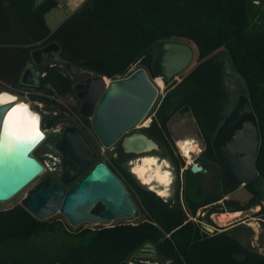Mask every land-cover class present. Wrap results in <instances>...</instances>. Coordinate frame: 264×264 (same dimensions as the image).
I'll return each instance as SVG.
<instances>
[{
  "label": "trees",
  "instance_id": "trees-1",
  "mask_svg": "<svg viewBox=\"0 0 264 264\" xmlns=\"http://www.w3.org/2000/svg\"><path fill=\"white\" fill-rule=\"evenodd\" d=\"M55 6L56 0H0V87L24 89L19 78L30 63L29 51L48 42L56 43L61 60L109 80L125 77L136 68H142L150 80L154 77L151 62L157 42L192 44L195 63L178 81L169 83L176 88L174 106L169 107L167 96L152 104L150 124L141 132L160 146L159 154L168 160L180 187L178 170L183 163L171 148L167 122L182 106L189 108L202 142L196 163L201 170L191 172L189 165L182 169L180 197L194 214L238 187L237 182L225 181L222 175L217 194L206 193L203 187L204 173L210 165L218 164L211 144L212 132L226 105L221 65L226 56L241 81L257 124L259 144L253 161L254 178L264 183V0H83L50 30L44 14ZM36 73L37 81L28 88L29 96L48 112L58 111L57 116H43V127L50 128L63 113L59 104L46 95L71 94V81L63 67L48 60L38 65ZM118 153L123 156L119 149ZM112 161L113 173L125 191L132 193L130 199L143 213L140 222L81 229L71 244L43 259L2 257L0 264H126L146 243L154 251L149 261L157 264H264V255L243 245L227 230L210 233L198 222L187 220L177 187L171 199L162 201ZM254 178L243 185L250 194L244 203L222 199L226 212H242L259 205L256 214L264 220L262 193L254 186ZM42 181L46 183L47 178ZM99 208L97 205L92 212ZM203 209L205 218L209 213L222 212L218 205ZM42 225L27 212L26 203L0 209V244L26 240Z\"/></svg>",
  "mask_w": 264,
  "mask_h": 264
},
{
  "label": "water",
  "instance_id": "water-1",
  "mask_svg": "<svg viewBox=\"0 0 264 264\" xmlns=\"http://www.w3.org/2000/svg\"><path fill=\"white\" fill-rule=\"evenodd\" d=\"M193 45L182 41H159L154 45L151 71L163 83L174 80L189 65L193 56ZM29 66L25 67L19 83L25 88L35 85L36 69L44 60L63 67L69 77L81 72L69 62L58 57V46L48 42L29 51ZM73 89L75 86H72ZM85 92L76 94L81 100L79 114L89 118L91 129L103 147L114 143L122 133L135 128L146 116L157 90L142 68L134 69L125 77L108 80L92 74L85 83ZM10 103L0 104V202L7 201L32 182L43 170L42 165L30 155L42 140L38 131L33 139L5 136L3 118ZM237 104V103H236ZM190 115L189 108L182 106L174 113L175 118ZM236 121L220 144H215L217 130L212 137V151L220 166L225 181L245 185L256 176L253 161L259 144L257 124L245 95L238 97V105L225 124ZM145 123L143 127H147ZM198 137L199 134H197ZM154 143L142 134H135L122 142L125 153L146 151L147 144ZM43 147L61 162L59 181L68 185L95 158V154L81 132L74 126L65 125L57 139ZM188 166V165H187ZM191 172L200 171L197 164L189 165ZM99 204L102 209L94 213ZM26 210L36 219H42L58 211L70 226L80 223H103L133 217L135 207L126 194L122 183L101 161L94 163L64 193L60 186L49 180L46 187L32 191L26 202ZM239 220V219H238ZM207 232L216 229L201 225ZM144 246L149 247L148 243Z\"/></svg>",
  "mask_w": 264,
  "mask_h": 264
},
{
  "label": "rangeland",
  "instance_id": "rangeland-1",
  "mask_svg": "<svg viewBox=\"0 0 264 264\" xmlns=\"http://www.w3.org/2000/svg\"><path fill=\"white\" fill-rule=\"evenodd\" d=\"M82 2H83V0H80V4ZM254 2L256 3V1H254ZM56 5L57 6L50 9L46 14H44L45 24L50 30L54 29L66 16H68L71 12H73L74 7H75L73 5L70 7L68 6V8H66L65 5L63 4V0L62 1L61 0L56 1ZM221 56L222 55H220V57ZM222 58H223V56H222ZM194 59H195V53L193 51L192 59H191L189 65L186 67V69H189L195 63ZM221 65H222V71H223V76H222L223 88H224V91L226 94V105H225V108H224L223 113H222V114H224L235 103V95L237 94L238 96H242V95H244V93H243L241 81L231 70L226 56H224V58L221 60ZM185 70L183 72H181L174 80L178 81L180 75H182L185 72ZM88 75L91 76L92 74L90 72L85 71L84 73H82L78 76H75V78H73V81L79 80L82 77H85ZM150 81L154 84V86L156 87V90H157V95L154 99L153 104L158 103L160 98H162L163 96H167V98L169 100L168 101L169 107L170 108L173 107L175 104V100H176L175 85L169 84L170 82L165 84L162 81H160L159 78H154V77L152 79H150ZM2 90H6L10 93H16V92L12 91L11 89H9L5 86L0 87V91H2ZM35 106H36L35 109H33V107H31V109H33L34 111H40V114L42 116V118H41L42 121H43V116H45L46 114L52 115V112H48L43 107V105L41 103H39V105H35ZM60 113H62V112H60ZM151 114H152V112L150 109L147 112L144 119L139 124V126H136L135 128L128 130V131L138 130L146 122L150 121ZM65 121H67V119H65V116L63 115L57 121L56 124L60 125L62 123H65ZM53 127H55V126H52L51 128H53ZM167 128L169 130V135H170V140L172 143L171 145H172L173 153L176 156H178L183 163V167L180 168L181 170L180 169L178 170V185H180V187H178L177 183H175L174 171L171 169V165L169 164L168 160L165 157H162V155H159L157 151H155V152L150 151L149 153L145 154V155H153L157 159L165 160V162L169 166L168 171L170 172L171 183L168 186V190L166 192L167 195L165 197H163V199H165L167 201L169 199H171L172 193L174 192V190L177 187V189L179 190V194H178L179 197L178 198H179V202H180V207H181V210L183 211V213L185 214L187 220H191V221L196 222V223L200 222L202 224H205L209 227L216 229V232L221 231V230H227V232L230 235L234 236L243 245H248L250 248L255 250L258 254L264 255V223H263L264 220L261 219L262 218L261 215L256 214L258 212L257 210L259 209L260 206L256 205L258 207L257 210H255L256 206H252L251 208L245 209L242 212L240 211L241 215L239 218H237V212L238 211L226 212L225 211L226 207L222 203L223 198L224 199H233V200L238 201V203H244L248 199L250 194L243 188V186L238 185V187L234 191L223 196L221 199H219V200H217V201H215L209 205H206V206L218 205L219 208H222V212H220V213H216V212L209 213L207 215V218H205V211H204L203 207H206V206H203V207L198 208L194 214H190V212L187 210L186 206L184 205V203L182 202L181 197H180L181 171H182V169L187 167V165L198 163L197 157L202 150L201 138L197 136L198 131H197V129L194 125V122H193L190 115L182 116L180 118H175L174 115H172L171 118L167 122ZM216 128H215V130H216ZM39 130H40V127H39ZM215 130H213L212 133H214ZM44 131H47L49 133L50 130L46 129ZM212 136H213V134H212ZM188 138L189 139L191 138L193 140L188 141L183 145H178L179 142L184 141V140H188ZM152 142L154 143L153 140H152ZM110 147L113 148V150H110V149L107 151L105 150V155L103 157L100 156V158L102 160H105V162H107L110 166H112L113 161L111 162V160L108 156L109 155L111 156L113 151H115V155H116V158H113V159H115L116 162H117V156H119V158H123V156L118 153V140H116L114 143H112ZM185 147L199 148L198 151H195L193 153V155L191 157L192 162L189 164H187V161L184 158V156L182 154H179V152L177 150V149H179V151L181 153L182 149ZM37 155H38V157H41V162L44 166L43 172L40 175H38L27 186H25L20 192L15 194L12 198H10L7 201L0 202V209L8 208L14 204L26 203L28 201L29 196L32 193V191L37 186H40L42 180L45 178L52 177L51 173H50V170L52 169L51 162H49L46 158L43 159V157L41 156L39 151H38ZM181 155L184 159L181 157ZM134 160H136V159H134ZM161 161H159V162H161ZM124 165L125 164L122 163L123 167H124ZM89 167H90V165L86 167V169L83 171V173L86 172L89 169ZM113 168L115 169L114 166H113ZM220 176H221L220 166L218 164L210 165L209 168L207 169V171L204 173L203 187H204V190L206 193H209V194H217L218 193ZM132 177L135 181H137V183L139 185L144 187L146 190L152 192L151 190L148 189V187L142 185L137 179H135V177L133 175H132ZM71 183H69V185L65 186V188L67 189L71 185ZM254 186L257 187V189H259L262 193L261 204L264 207V183L262 182V180L260 178L256 177V178H254ZM152 193L155 196H157L154 192H152ZM126 194L128 195V197L130 195H132L131 192H126ZM131 201L135 207V212H134L133 217L118 218V219L106 221L103 223L84 222V223H80L76 226H70L67 223V221L65 220V218L58 211H55L45 218L38 219L39 221H41L43 223V225H42L41 230L39 232L35 233L33 236L29 237L26 240H22V241L14 240V241H10L7 243L0 244V258L7 257V258H12V259L18 260V259H21L23 257H27L28 258L27 261H31L32 257H34L36 259L37 258L43 259L48 254H52L55 251H59L61 249L60 248L61 246L64 247L68 244H71L73 241L74 234L77 233L81 229L93 230V229H99L101 227L111 226V225L119 224V223L135 224L136 222H140L143 219V213H142L141 209L139 208L138 204L133 200H131ZM235 218H237V219H235ZM225 223H227V224L224 226H220L221 224L223 225ZM139 252L140 251H136V253L132 254V258L134 259V261L135 260L137 261L139 259L143 260L142 258H140L141 256L138 255ZM150 258L151 257L144 256V259L149 260Z\"/></svg>",
  "mask_w": 264,
  "mask_h": 264
},
{
  "label": "flooded vegetation",
  "instance_id": "flooded-vegetation-1",
  "mask_svg": "<svg viewBox=\"0 0 264 264\" xmlns=\"http://www.w3.org/2000/svg\"><path fill=\"white\" fill-rule=\"evenodd\" d=\"M82 73H84V71L81 70V72L78 73L76 76H78V75H80ZM89 77L90 76L88 75V76L82 77L79 80H74V81H73V78H75V76L69 77V79L71 81V89H72V93L71 94H68V95H59V94H56V93L50 94V95L53 96V98H51L50 100H53L54 102L58 103L59 106L61 107L62 110L60 112H62L63 115L65 116V119H67V121H65V123H62L60 125L56 124V125H54L55 127H53V128H51V127L50 128L43 127V121L41 119L42 116L40 114V111H34V110L31 109L32 111L36 112L39 115V121H40L39 126H40V130L42 131L43 138H42V140H40V142L38 143V145H36L35 149L30 153V155L32 157H34L42 165L43 170H44V166H43V164L41 162V157H38V155H37L38 154V151L41 154V156L43 157V159L46 158L52 164V169L50 170V173H51V176L52 177L47 178L46 183L42 181L41 184H40V186H37L36 188L46 187L48 185L49 180H53V181H55L60 186V188L62 189V192L64 193L66 190H68L85 173V172L84 173L82 172L83 174L82 173L79 174L73 180V182L71 183V185L66 189L65 186H67V185H62L60 183V181H59V176H60L61 169H62V165H61L60 160L54 154L50 153L48 150H46L43 147L44 144H49V143L54 142L57 139V137L59 136L62 128L65 125H71V126H74L76 129H78L81 132V134L83 135V137L85 138V140L87 141V143L89 144V146L91 147V149L93 150V152L95 154V158H94V161L90 164V167L94 163H96L98 161H101V162H103L105 164V166L108 168V170H110V172L120 181V179L112 171V169H114V168H112L113 166H110L107 162H105V160H102L100 158V156L103 157L105 155V150L106 151L109 150V149L110 150H113V148L110 147L111 145L108 146V147H103L99 143V141L97 140V138H96L93 130L91 129L90 122H89V118L83 117L82 115L79 114V111H78L79 105L81 103V100L79 99L78 96H76V94L81 95V94H83L86 91L85 90V83H86V80ZM72 86H75L74 89H73ZM4 92H8V91H4V90L0 91V93H4ZM9 94L13 95L10 92H9ZM238 97L239 96L236 94L235 95V103L232 105V107H230L223 114L222 119H221L219 125L217 126V128H218L220 125H223L220 128V130H217L215 144H220L222 142V140L225 138V136L228 134V132L236 124V121H234V122H231L229 125H227L224 128L225 124L228 122V119H230L231 114H233L234 108L238 105ZM18 100L19 101H22L20 99H18ZM22 102L25 103L24 101H22ZM31 107H33V109L36 108V106H31ZM51 112H52V115L51 116H57V114H58L57 111H51ZM147 123L149 125L150 124V121H148ZM141 128H144V127L142 126L138 130H136V131H126V132L122 133V135L117 139L118 140V149L123 154V158H119V156H117V163H118V165L121 168H123L124 170H126L128 173L130 172V168H131L130 165L134 161V159H137L140 156L149 153L150 151H152V152L157 151L158 154L161 152L160 146L154 140H153L154 143H155L154 146L150 147L149 149H146L147 152L146 151H143V152H128V153H125L123 151V149H122V142L125 139H127L128 137H130L132 135H135V134H142V135H144L143 132H141ZM46 129H49L50 130L49 133L47 131H44ZM38 131H39V128H38ZM213 136H214V133H213ZM171 148H172V145H171ZM108 157L110 158L111 162H112V160H115V159H113V158H116L115 151H113L112 152V155L111 156L109 155ZM158 160L161 161L162 159H158ZM122 163L125 164L124 167L122 166ZM112 165H113V162H112ZM43 170H42V172H43ZM159 198L162 199V197H159ZM97 205H99V204H97ZM101 209H102V207L100 206V208L98 209L97 212H99ZM97 212H94V213H97Z\"/></svg>",
  "mask_w": 264,
  "mask_h": 264
},
{
  "label": "bare ground",
  "instance_id": "bare-ground-1",
  "mask_svg": "<svg viewBox=\"0 0 264 264\" xmlns=\"http://www.w3.org/2000/svg\"><path fill=\"white\" fill-rule=\"evenodd\" d=\"M0 97L3 98V102L0 104L10 103L9 104L10 108L6 112L5 116L7 115V113L12 108H20L21 106H24V109H26L27 116L33 118L36 121V124L34 127H32L31 125L28 126V128L26 130L28 134L25 136H22V137H26L27 139H33V137H35L36 133H38V128L40 127L38 124L39 115L36 112L32 111L31 108L26 103L19 101L18 98L16 99L15 95H11V94H9V92L0 93ZM139 124L137 126H139ZM3 130H4L3 133L5 136L12 135L10 132H7V130L4 128V126H3ZM191 140H193V139L188 138V140H184V141L179 142L178 145H183L186 142L191 141ZM152 146H153V144L148 143L147 149H149ZM35 147L32 149V151L35 149ZM198 150H199V148H195V147H185L182 149L181 153H180L179 149H178V152H179V154H182L184 156V158L187 161V164H189L192 162L191 157H192L193 153L195 151H198ZM182 155H181V157H182ZM130 167H131L130 173L142 185L148 187V189L151 190L152 192H154L158 197L163 198L167 195L166 192L168 190V186L171 183V181H170L171 179H170V172L168 171V164L165 162V160H162L161 162H159V160L153 155H143V156H140L139 158H137L136 160H134L131 163ZM257 209H258V207L256 206L255 210H257ZM240 215H241V212L238 211L237 217Z\"/></svg>",
  "mask_w": 264,
  "mask_h": 264
},
{
  "label": "snow or ice",
  "instance_id": "snow-or-ice-1",
  "mask_svg": "<svg viewBox=\"0 0 264 264\" xmlns=\"http://www.w3.org/2000/svg\"><path fill=\"white\" fill-rule=\"evenodd\" d=\"M2 102L3 98L0 97V103ZM35 124L36 121L33 118L27 116L24 106H21L20 108H12L3 118L4 128L7 130V132H10L17 138L27 135L28 133L26 130L28 126L31 125L34 127Z\"/></svg>",
  "mask_w": 264,
  "mask_h": 264
},
{
  "label": "built area",
  "instance_id": "built-area-1",
  "mask_svg": "<svg viewBox=\"0 0 264 264\" xmlns=\"http://www.w3.org/2000/svg\"><path fill=\"white\" fill-rule=\"evenodd\" d=\"M42 75H43L42 73L39 74V76H42ZM35 77H36V79H34V81L36 83V81H37V73H36ZM11 90L17 93V94L16 93H12L13 95L16 96V98H18V99L24 101L25 103H27L30 108H31V106L39 105V103H40V102L38 103L37 100L30 99V96H29L30 95V91L28 90V88H24V89H20V90H17V89L16 90L11 89ZM4 91H6V90H4ZM46 97L48 99L53 98L52 95H47ZM162 200L165 201V199H163V198H162ZM198 223L200 225H205V224H202L200 222H198ZM138 251H140L138 253V255H140L141 256L140 258H142L143 260H141V259H139L137 261L131 260V261H127L126 264H157L156 262L152 263L149 260L144 259V256L151 257V258H152V256H154V251H153L151 246L146 247V246L143 245L141 248H139ZM169 263H170L169 261H166L164 264H169Z\"/></svg>",
  "mask_w": 264,
  "mask_h": 264
},
{
  "label": "crops",
  "instance_id": "crops-1",
  "mask_svg": "<svg viewBox=\"0 0 264 264\" xmlns=\"http://www.w3.org/2000/svg\"><path fill=\"white\" fill-rule=\"evenodd\" d=\"M56 1H58V0H56ZM61 1H62V0H61ZM78 2H79V3H78ZM57 3H58V2H57ZM63 4L65 5L66 8H68V6L70 7V6H73V5H74V6H75V7H74V10H75V9L80 5V0H63ZM56 6H57V5H56ZM74 10H73V11H74ZM45 14H46V13H45ZM44 61H46V60H44ZM44 61H43V62H44ZM27 66H29V64H27L26 67H27ZM35 79H36V77H35ZM239 217H240V216H238L237 218H239ZM237 218H235V219H237ZM235 219H234V220H235Z\"/></svg>",
  "mask_w": 264,
  "mask_h": 264
}]
</instances>
